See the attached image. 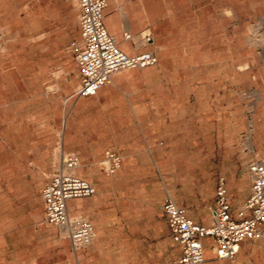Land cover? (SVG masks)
I'll return each instance as SVG.
<instances>
[{
    "label": "rangeland",
    "instance_id": "obj_1",
    "mask_svg": "<svg viewBox=\"0 0 264 264\" xmlns=\"http://www.w3.org/2000/svg\"><path fill=\"white\" fill-rule=\"evenodd\" d=\"M196 2L190 9H197L199 14L192 15L186 25L187 30H199L193 77L188 80L193 86L174 98L171 115L182 120L183 125L164 129L169 136L179 137V141L182 136L184 149L179 148L175 158L166 160L165 173L158 180H165L194 207L211 212L215 178L220 174L235 177L243 192L250 187L252 178L247 166L254 153L248 147V129L257 117L254 102L260 103L259 95L264 96V0ZM78 14L77 0H0V264H10L9 253L20 232L14 230L17 226L25 228L26 260L39 255L46 263L49 259L58 261L63 248L60 241L68 238L55 228L57 254H39L50 241L47 232L37 231L31 218L40 209V191L32 170L34 160L20 159L18 148L26 140L30 146L38 140L44 142L51 134L50 122L55 124L58 144L52 152L55 159L51 175L59 170V152L63 149L59 143L63 122L60 63L65 61L77 68L69 47L81 40ZM168 22L174 34L171 41H177V32H183V18L170 17ZM188 82L186 79V86ZM6 142L10 148L2 151ZM104 160L105 157L98 162L101 171ZM24 182L32 189L23 190ZM151 185L154 186L152 182ZM142 187L144 183H131L129 189L118 191L120 206L116 211L103 208L115 218L111 232L115 230L116 237L110 239L109 247L136 245L134 230L143 227L152 216L145 202L155 186ZM44 208L46 220L45 203ZM154 209L151 249L143 250L141 255L131 248L128 254L116 249L105 255L104 264H177L176 247L170 240L166 242L164 235L166 217L161 202Z\"/></svg>",
    "mask_w": 264,
    "mask_h": 264
},
{
    "label": "crops",
    "instance_id": "obj_2",
    "mask_svg": "<svg viewBox=\"0 0 264 264\" xmlns=\"http://www.w3.org/2000/svg\"><path fill=\"white\" fill-rule=\"evenodd\" d=\"M196 1L198 0H107L105 23L109 32L116 36L119 46L129 54L153 51L159 63L116 74L112 82L102 87L95 96H74L80 84L78 70L61 61L60 68L63 71L59 85L62 92L60 97L63 122L59 143L64 150L74 151L79 155L80 166L75 169V173L93 182L97 188L96 195L69 200L68 207L72 214L84 215L91 220L96 230L95 242L90 249L74 253L70 240L66 238V241H60L63 248L59 251L62 256L58 261L49 259L46 263L41 261L39 255H33L31 259L26 260L23 239L25 228L23 225L17 226L14 230L20 232L15 246L9 253L10 264H104L105 255L114 253L116 249H119V253L128 254L130 248L135 254L141 255L143 250L146 252L152 246L153 212L156 213L154 207L158 202L162 205L169 196L177 204L187 208L196 222L211 224L209 210L194 207L189 200L176 194L165 180H158L159 175L165 173L166 160L169 157L175 158L174 154L179 148L184 149V138L181 136L179 141V137L169 136L164 129L183 125L182 120L172 118L174 98L185 94L186 87L193 86L188 80L193 77L194 50L199 47V30H187L186 25L190 24L192 15L199 14L197 9H190L197 4ZM176 6H179L180 10H176ZM176 16L183 18L184 28L181 27L182 33L177 32V41L173 42L171 39L174 34L168 21L170 17ZM126 33L131 35L130 38L126 37ZM147 35L152 36L151 42L146 40ZM69 51L74 53L70 47ZM74 59L76 62V58ZM258 98L261 102L257 103V117L251 121L252 128L248 129V147L254 153L252 160L256 157L264 158V96L260 95ZM49 128L51 134L44 142L40 143L38 140L30 146L31 142L26 140L24 146L18 148V157L26 162L34 160L32 170L37 177L36 189L40 191V209L35 215H31V218L34 219L37 231L47 232L45 235H48L50 241L46 250L38 252L40 254L41 251H48L55 257L58 244L55 228L58 227L44 220L45 208L41 193L54 172L55 158L52 152L58 144L56 125L52 126L50 122ZM174 140H177L176 143ZM6 144L2 151L10 148L9 143ZM109 150L118 151L122 156V164L117 174L101 171L98 164ZM250 162L247 166L248 173ZM222 178L228 189L232 217L237 218L239 207L251 194L252 179L248 191L243 192L235 177L220 174L215 178V203L209 205L210 208L216 205L217 189ZM151 182L155 188H151L154 187ZM131 183H144L143 189L147 186L151 188L148 194L151 197H148L145 203L151 208L152 216L148 222L145 221L143 227L134 230L136 245L129 248H111L110 239L116 237V231L111 232L115 218L103 211V208L112 207L113 211H116L120 206V196L117 192L129 189ZM31 189L32 186L24 182L23 190ZM165 217L164 235L166 242L170 240L176 247L178 264V259L183 253L182 248L174 239L166 214ZM21 219L23 220L20 222L24 221L23 216ZM261 228L263 236L257 240H243L240 252L234 260L219 258L213 250V237H205L206 260L202 264H264V223Z\"/></svg>",
    "mask_w": 264,
    "mask_h": 264
},
{
    "label": "built area",
    "instance_id": "obj_3",
    "mask_svg": "<svg viewBox=\"0 0 264 264\" xmlns=\"http://www.w3.org/2000/svg\"><path fill=\"white\" fill-rule=\"evenodd\" d=\"M81 40L71 44L75 54L80 84L74 96H95L120 72L146 68L159 63L153 51L134 54L125 52L115 35L105 23L107 0H77ZM126 33V37L130 38ZM146 40L152 41L147 35ZM59 170L51 175L42 188L46 207V220L61 229L70 240L74 253L89 247L96 238L91 220L84 215H74L68 207L69 200L94 196L97 188L93 182L75 173L80 166L79 155L74 151L60 150ZM107 174H114L121 167L122 156L109 150L102 163ZM252 178L251 194L239 207L238 217L233 218L230 197L224 178L217 189L216 205L211 208V224L196 222L187 208L169 196L162 204L174 239L182 248L178 264H202L206 260L204 238L212 236L214 253L222 259L234 260L246 238L257 240L263 236L264 223V158L256 157L249 164ZM78 264H83L78 262Z\"/></svg>",
    "mask_w": 264,
    "mask_h": 264
},
{
    "label": "bare ground",
    "instance_id": "obj_4",
    "mask_svg": "<svg viewBox=\"0 0 264 264\" xmlns=\"http://www.w3.org/2000/svg\"><path fill=\"white\" fill-rule=\"evenodd\" d=\"M245 68V67H244ZM259 97H260V95H259ZM259 99V98H258ZM258 103V101H256V102H254V104H257ZM251 124H252V122H251ZM59 155L61 156V153L59 152Z\"/></svg>",
    "mask_w": 264,
    "mask_h": 264
}]
</instances>
